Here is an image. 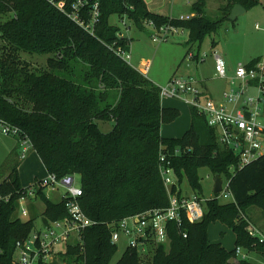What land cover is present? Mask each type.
Instances as JSON below:
<instances>
[{
  "label": "trees",
  "instance_id": "1",
  "mask_svg": "<svg viewBox=\"0 0 264 264\" xmlns=\"http://www.w3.org/2000/svg\"><path fill=\"white\" fill-rule=\"evenodd\" d=\"M59 1L66 2L68 11L75 2L0 0V20L5 19L0 22V118L30 140L48 173L80 176V205L94 222L83 232L82 244L68 247L52 264H112L118 247L111 242V226L128 216L169 207L160 173L162 153L179 184L186 183L200 197V169L226 177L233 202L206 200L201 222L190 224L184 217L180 226L171 223L168 245L153 247L146 255L128 249L115 264H229L237 260L236 248L264 257V244L246 230L252 208L264 219V156L231 174L237 157L218 144L216 131L195 108H190L191 126L182 138L163 137L162 125L180 113L162 106L160 87L124 58L130 40L110 23L112 16H127L140 29L152 22L157 28L172 25L185 30L187 57L219 32L235 5L248 11L261 0H225L219 19L206 15L208 0H195L189 20L154 14L144 0H99L93 33L61 11ZM80 17L88 23L89 8ZM23 54L51 57L44 68L33 69ZM100 121L113 122V129L102 132ZM19 166L14 164L6 182L0 183V198H10L0 202V264H14L17 243L31 235L38 219L48 224L69 216L66 200L54 203L45 189H39L36 196L45 204L44 213L35 216L32 208L30 220H20L19 201L27 189ZM216 223L233 231L232 250L210 241L209 227Z\"/></svg>",
  "mask_w": 264,
  "mask_h": 264
},
{
  "label": "built area",
  "instance_id": "2",
  "mask_svg": "<svg viewBox=\"0 0 264 264\" xmlns=\"http://www.w3.org/2000/svg\"><path fill=\"white\" fill-rule=\"evenodd\" d=\"M54 1V0H53ZM56 6L68 16L85 27L91 33L100 17L99 0H75L67 10L66 2L59 1ZM89 8L91 20L87 23L81 19V13ZM192 16L180 17L179 20H189ZM124 21V20H122ZM146 25L153 28L154 43L168 40L169 36L177 34L182 29L172 25L157 28L152 22ZM258 28V26H257ZM129 61V55L123 53ZM190 61H204L206 55L200 57L190 51L187 55ZM215 72L219 79L228 83L223 91L221 101L215 100L204 92L197 79L193 77L174 76L167 85L160 88L162 100L174 99L184 102L190 108L197 109L206 118L208 126L217 133L218 144L232 152L237 157V165L231 167V174L252 164L264 156V54L252 66L239 64L232 75H229L225 60L216 52L213 53ZM0 133L18 139L20 158L26 159L33 146L22 131L0 118ZM178 155V151L175 152ZM160 173L169 193V207L153 209L128 216L112 227L111 242L117 245L123 237L127 240L126 250H135L144 255L153 247L168 245L171 223L180 226L184 217L190 224L201 222L205 215L202 197L191 191L186 194L183 184H179L174 168L167 155H160ZM74 175L59 178L55 174L48 175L37 183L38 189H27L19 201L20 220H30V210L27 207L29 198L36 197L39 189L66 190L63 199L66 200L68 217L37 226L31 235L16 245L14 264H52L58 257L66 253L68 247L82 244L83 232L94 225L86 216L80 205L82 187L76 185ZM224 191H229V180L223 183ZM175 189V192L173 191ZM9 197L0 198V202H8ZM248 221V220H247ZM246 228L250 237L264 244V236L249 221ZM187 238V235H184ZM237 261H250L253 254L243 248H236ZM2 249L0 248V254ZM258 254V253H257ZM261 256V255H260ZM262 257V256H261ZM264 258V257H263Z\"/></svg>",
  "mask_w": 264,
  "mask_h": 264
},
{
  "label": "rangeland",
  "instance_id": "3",
  "mask_svg": "<svg viewBox=\"0 0 264 264\" xmlns=\"http://www.w3.org/2000/svg\"><path fill=\"white\" fill-rule=\"evenodd\" d=\"M163 2V0H157ZM170 1V0H169ZM195 0H171L172 4L167 5L169 9H173L174 16H186L192 13V4ZM262 5L249 9L244 15L237 18L236 21H228L223 24L217 34L208 36L200 45L193 48V53L200 57L206 55L204 61L188 60L186 57L187 48H184V43L188 41V33L185 30L177 34L169 36L168 40L154 43L152 35L153 28L144 25L142 29L138 28L127 16L122 20L120 17L112 16L110 19L111 25L120 29L121 36H125L130 40V48L128 55L130 56V65L140 71L143 75L153 81L158 87L163 88L167 85L170 79L174 76L179 77H193L199 81L208 79L206 88L215 100L221 98L223 90L227 87L226 82L218 78L215 72V63L213 60V53L219 54L225 62L235 68L238 64H248L252 60L259 59L264 54V0H261ZM225 5V0H208L206 7V15L211 19H219L222 16L220 8ZM0 20V22L4 21ZM258 26V28H257ZM216 43L213 48L212 44ZM23 59L28 62L33 69L44 68L50 55H30L23 54ZM237 68V67H236ZM142 71H141V70ZM167 103V102H166ZM167 105V104H166ZM173 108V107H170ZM176 108L179 110V117L172 122H166L162 129L163 135L167 138L183 137L185 132L190 128V111L188 106ZM100 130L108 133L113 129V122H98ZM21 148L18 139L13 136H5L0 133V183L6 182L11 167L20 163L19 177L21 184L25 189L32 188L37 190L38 186L35 184V179L43 180L48 172L43 166L37 153L30 149L27 153L26 159L20 158ZM201 179L202 199L212 200L217 197L220 204L226 205L233 202V197L229 191H224L219 195L214 194V174L209 168H202L198 171ZM76 185H81L80 176L75 177ZM36 180V181H37ZM224 183L227 184L226 177L223 178ZM38 183V182H36ZM183 189L186 194H191L186 183L183 184ZM54 192L49 191V195L54 202H59L66 190L62 187L56 189ZM40 210L45 209V204L37 196L29 198L27 207L30 210V218L32 217V208H34L35 216L40 215ZM251 221L264 236V219L261 211L258 208H252L247 212ZM18 218L20 217L19 210L17 211ZM24 221V220H23ZM39 226L41 219L36 221ZM209 239L212 243H221L227 250L235 247V235L233 231L220 223L212 224L209 227ZM118 251L112 261V264L122 257L127 249V240L121 238L117 244ZM60 257L56 258L59 259ZM256 264H264V258L258 254H251L250 260H254ZM147 260V259H146ZM57 261H60L57 260ZM62 264V263H61Z\"/></svg>",
  "mask_w": 264,
  "mask_h": 264
},
{
  "label": "crops",
  "instance_id": "4",
  "mask_svg": "<svg viewBox=\"0 0 264 264\" xmlns=\"http://www.w3.org/2000/svg\"><path fill=\"white\" fill-rule=\"evenodd\" d=\"M145 1V3H146V5H147V8H148V10L150 11V12H152V13H154V14H158V15H161V16H164V17H167V18H172V19H179L180 17H187V16H193L192 15V13L191 14H189V15H186V16H183V15H180L179 17L178 16H174L173 14V12H174V4H173V9H170V7H169V9L166 7V5L164 4V3H167V5H169V4H172V2H171V0L169 1V0H163V2L161 1V2H159V1H157V0H144ZM195 2V1H194ZM194 4V3H193ZM192 4V5H193ZM262 5V2H261V4L259 5V6H261ZM247 12V11H246ZM189 36V35H188ZM125 37V36H124ZM184 45V48H185V45H186V42L183 44ZM187 52V51H186ZM129 60H130V56H129ZM241 64V63H240ZM249 64V63H248ZM226 65H227V70H228V73H229V75H232L233 73H234V71H235V69H236V67L235 68H233L232 66H230V65H228L227 63H226ZM239 65V64H238ZM244 65H246V64H244ZM141 70V69H140ZM142 71V70H141ZM146 77H147V75H146ZM190 77V76H189ZM148 78V77H147ZM149 79V78H148ZM150 80V79H149ZM207 80L208 79H205V80H201V81H199L198 79H197V81L199 82V86L201 87V89L204 91V92H206V93H208L209 95H211L210 94V92L207 90V88H206V82H207ZM153 82V81H152ZM226 82V81H225ZM154 83V82H153ZM155 84V83H154ZM226 87H228V83L226 82ZM224 91V90H223ZM223 93V92H222ZM212 96V95H211ZM212 97H214V96H212ZM221 97H222V94H221ZM217 101H221V98L219 99V100H217ZM167 102V103H166ZM167 104V105H166ZM162 106H164L165 108H170V107H173L174 109H175V107L176 108H180V107H182L181 108V110H184L185 111V108H183V106H187L184 102H182V101H179V100H174V99H165V100H162ZM189 107V106H188ZM179 111V110H178ZM189 111H190V107H189ZM180 113V112H179ZM189 118H190V126H191V113H190V115H189ZM163 126V125H162ZM189 130V129H188ZM187 130V131H188ZM186 131V132H187ZM185 132V133H186ZM163 133H164V130L161 128V134H162V136L163 137H165L164 135H163ZM165 138H167V137H165ZM37 179H35V184H37L36 182H39V181H41V180H37ZM23 186V185H22ZM24 188V187H23ZM30 188V187H29ZM49 191L51 192H54V191H56V190H45L44 191V193H45V195L52 201V202H54L52 199H51V197H50V195H49ZM63 199V198H62ZM61 199V200H62ZM60 200V201H61ZM59 201V202H60ZM59 202H54V203H59ZM39 207V212L42 214V213H44V211H45V209H43V210H40V206H38ZM252 225H253V223H252V221L250 222ZM41 225V224H40ZM39 225V226H40ZM38 226V225H37ZM254 226V225H253ZM232 250V249H231ZM253 254H257V253H253ZM259 255V254H258ZM260 256V255H259ZM256 261H255V259L254 260H252L251 261V263H253V264H256L255 263Z\"/></svg>",
  "mask_w": 264,
  "mask_h": 264
},
{
  "label": "water",
  "instance_id": "5",
  "mask_svg": "<svg viewBox=\"0 0 264 264\" xmlns=\"http://www.w3.org/2000/svg\"><path fill=\"white\" fill-rule=\"evenodd\" d=\"M246 9L241 5H235L228 17V21L234 22L237 20L238 17L244 15L246 13ZM224 180L220 174H215L214 176V194L219 195L223 192L224 186H223ZM229 264H238V261L236 259H231L229 261Z\"/></svg>",
  "mask_w": 264,
  "mask_h": 264
}]
</instances>
